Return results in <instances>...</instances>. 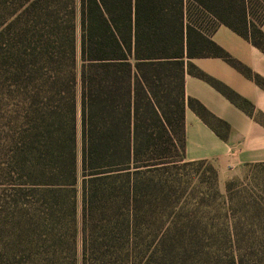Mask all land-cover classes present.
I'll use <instances>...</instances> for the list:
<instances>
[{
  "label": "trees",
  "instance_id": "obj_1",
  "mask_svg": "<svg viewBox=\"0 0 264 264\" xmlns=\"http://www.w3.org/2000/svg\"><path fill=\"white\" fill-rule=\"evenodd\" d=\"M263 22L264 0H0V264H264V162L248 191L170 179L217 174L185 160L186 102L227 127L185 99L190 60L232 61L219 25L264 52Z\"/></svg>",
  "mask_w": 264,
  "mask_h": 264
},
{
  "label": "crops",
  "instance_id": "obj_2",
  "mask_svg": "<svg viewBox=\"0 0 264 264\" xmlns=\"http://www.w3.org/2000/svg\"><path fill=\"white\" fill-rule=\"evenodd\" d=\"M260 29L264 33V22ZM211 39L232 61L192 58L191 65L202 76L186 71L183 90L187 101H196L227 127H217L224 134L220 137L186 102L184 157L208 162L224 183L238 176L246 164L264 162V88L238 69V65L247 68L264 80V52L224 25L215 29ZM212 81L249 102L251 112L240 109Z\"/></svg>",
  "mask_w": 264,
  "mask_h": 264
},
{
  "label": "rangeland",
  "instance_id": "obj_3",
  "mask_svg": "<svg viewBox=\"0 0 264 264\" xmlns=\"http://www.w3.org/2000/svg\"><path fill=\"white\" fill-rule=\"evenodd\" d=\"M170 170V179L178 186L177 191H218L224 193L225 183L227 181L237 182V187L239 188V185H241L245 191L250 189V185L245 178V169H243L238 176L226 180L224 183L219 180L215 172L208 168L207 164L203 163L193 165L178 164ZM219 201H221L220 198L215 196L212 197L209 202L215 205L219 204Z\"/></svg>",
  "mask_w": 264,
  "mask_h": 264
}]
</instances>
